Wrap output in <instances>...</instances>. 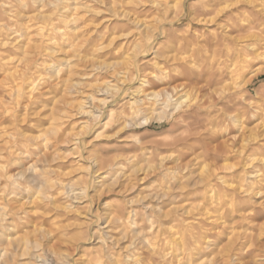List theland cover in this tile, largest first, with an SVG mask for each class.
Here are the masks:
<instances>
[{
  "label": "clouds",
  "instance_id": "clouds-1",
  "mask_svg": "<svg viewBox=\"0 0 264 264\" xmlns=\"http://www.w3.org/2000/svg\"><path fill=\"white\" fill-rule=\"evenodd\" d=\"M26 64L0 90V264H264V81L243 72H264V0H0V73ZM69 96L59 141L33 121ZM137 157L158 174L117 190Z\"/></svg>",
  "mask_w": 264,
  "mask_h": 264
},
{
  "label": "rangeland",
  "instance_id": "rangeland-1",
  "mask_svg": "<svg viewBox=\"0 0 264 264\" xmlns=\"http://www.w3.org/2000/svg\"><path fill=\"white\" fill-rule=\"evenodd\" d=\"M80 11L82 15V23L83 21L88 20V16L83 15L82 10ZM100 20H104L105 24L100 25V28L97 29L95 32L92 31V28L94 26L93 22H89L88 27L85 29L86 32L91 33L90 36V43L93 41H96L98 39L97 32L102 31L105 26L108 27L109 31H112L113 25L115 24V20L109 22L107 14L102 13L100 16L97 17L95 23H99ZM40 25H37L34 29V35L31 41V46L34 50L39 51L42 47V40L43 36H41L38 33V27ZM38 33V34H37ZM128 40L131 39V37H127ZM29 44H25V47H28ZM87 47V46H86ZM127 45L124 42V39L116 40V42L113 44L112 48L108 51L112 53L113 57L119 56L121 51L125 49ZM106 53H102L101 56L105 55ZM31 67L30 64H26L23 67L17 65L16 68H13L9 71L0 73V90H3L5 92H10L12 87L15 85L19 87L20 81L19 77L26 75L27 70ZM256 68L259 67V65L255 66ZM80 75L85 74V69L81 68L78 69ZM244 75L249 78L250 83L248 87L255 88L258 87L260 82L264 81V72L256 71L255 75H252V70L245 68L243 70ZM7 79V84L4 83V81ZM88 83L90 85L89 91H91V87L95 86L99 83L96 79L89 77ZM80 100V97L75 96H69L66 98L63 105L60 106L57 113L52 114L51 113V103H48L47 110L41 114L42 117H49L46 119H40L35 118L33 122H38L40 126H43L45 128L49 127L53 124V121H55V125L53 127V134L56 140L63 141L66 138H70L73 133H78L82 127L80 121L81 117L75 115L76 112V106L78 105ZM47 103V102H46ZM23 104V102H22ZM38 110V109H37ZM64 114H66L69 118L65 119ZM3 127L0 126V135H3ZM25 128L28 129V125H25ZM242 142V141H241ZM67 146L63 143L60 144V148L64 149ZM221 147L223 148V142L221 144ZM226 150V149H225ZM164 154L161 153V159L163 158ZM230 160L222 161V163H230ZM125 163V176L124 179L121 181V183L117 186V190H119L121 187H126L129 184H135L137 185V191L140 187H143L145 185H148L152 179L158 174L154 171L155 166L157 165V160H149L147 158L141 159L140 157H137L136 160L132 161L131 164H129L127 161ZM134 169H142V171L136 172ZM66 172H71L72 169L68 168L65 169Z\"/></svg>",
  "mask_w": 264,
  "mask_h": 264
},
{
  "label": "bare ground",
  "instance_id": "bare-ground-1",
  "mask_svg": "<svg viewBox=\"0 0 264 264\" xmlns=\"http://www.w3.org/2000/svg\"><path fill=\"white\" fill-rule=\"evenodd\" d=\"M38 33L41 35V36H46V30H44L43 28H42V26H39L38 28ZM12 89V88H11Z\"/></svg>",
  "mask_w": 264,
  "mask_h": 264
}]
</instances>
